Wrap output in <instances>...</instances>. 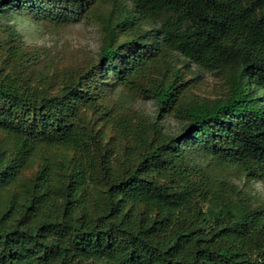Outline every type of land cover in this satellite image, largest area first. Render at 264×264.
Returning <instances> with one entry per match:
<instances>
[{
  "label": "trees",
  "instance_id": "1",
  "mask_svg": "<svg viewBox=\"0 0 264 264\" xmlns=\"http://www.w3.org/2000/svg\"><path fill=\"white\" fill-rule=\"evenodd\" d=\"M11 11L62 27L95 22L102 46L86 65L60 68L61 50L25 49ZM0 33V130L19 150L7 163L0 154V192L46 144L79 153L75 184L89 176L106 196L97 214L70 201L58 218L39 219L42 174L25 203L0 212V264H264V197L228 191L212 173L232 168L245 184L264 183V0H0ZM175 57L221 73L224 97L185 101ZM119 88L183 126L155 142L153 123L124 114L118 132L140 155L114 170L111 149L78 116ZM126 207L143 208L136 222Z\"/></svg>",
  "mask_w": 264,
  "mask_h": 264
},
{
  "label": "rangeland",
  "instance_id": "2",
  "mask_svg": "<svg viewBox=\"0 0 264 264\" xmlns=\"http://www.w3.org/2000/svg\"><path fill=\"white\" fill-rule=\"evenodd\" d=\"M7 21L19 34L27 51L32 52L40 47L61 50L60 68L86 65L102 46V33L95 22L76 21L62 27L38 23L34 17L15 11L8 13ZM0 38L6 36L0 33ZM171 66L185 83L182 90L185 101H213L226 94V83L221 73L200 69L193 64L185 65L181 57L172 58ZM40 68L42 66L37 65L33 70L37 72ZM99 103L101 109L91 106L81 108L78 122L111 149V166L114 170L122 169L127 162L140 155L132 137L118 132L115 122L123 121L124 114L131 117L134 124L143 120L153 123L147 136L155 142L162 138V134L178 133L183 126L182 121L174 115L157 114L155 102L141 98L134 88H119L111 98L102 99ZM0 154L4 155V163L19 154L15 136L3 130H0ZM191 157L193 163L206 166V162L196 155L191 154ZM82 165L81 155L71 149L37 144L16 180L0 192V212L25 203L34 193L38 178L45 173L48 175V189L41 197L43 205L39 219L58 218L61 205L70 201L78 203L80 212L97 214L98 204L106 201L105 188L89 176L85 177L82 185L77 186L74 177L82 170ZM212 173L227 190H238L246 198L264 197V183L252 181L245 184L244 178L232 168H215ZM142 211V207H126L124 213L130 222H136Z\"/></svg>",
  "mask_w": 264,
  "mask_h": 264
}]
</instances>
